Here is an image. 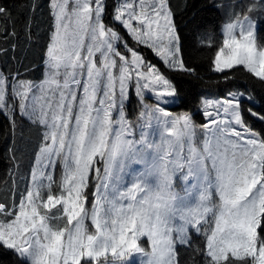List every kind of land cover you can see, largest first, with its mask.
I'll return each mask as SVG.
<instances>
[{
	"label": "snow or ice",
	"instance_id": "obj_1",
	"mask_svg": "<svg viewBox=\"0 0 264 264\" xmlns=\"http://www.w3.org/2000/svg\"><path fill=\"white\" fill-rule=\"evenodd\" d=\"M108 8L50 0L44 78L0 72V112L42 128L28 186L0 202V249L16 264H264V134L248 119L264 124V97L203 98L202 124L169 110L183 97L105 23ZM111 15L168 69L195 75L168 0H118ZM257 33L254 18L230 13L211 65L222 81L264 84Z\"/></svg>",
	"mask_w": 264,
	"mask_h": 264
},
{
	"label": "trees",
	"instance_id": "obj_2",
	"mask_svg": "<svg viewBox=\"0 0 264 264\" xmlns=\"http://www.w3.org/2000/svg\"><path fill=\"white\" fill-rule=\"evenodd\" d=\"M109 8L105 23L114 26L127 43L135 47L146 61L156 65L172 80L183 97L173 109L188 111L202 120L200 102L205 95H224L229 90L249 88L253 95L264 97V84L238 75L234 82H224L211 70L214 53L222 43V26L230 13L249 15L258 23V39L264 34V0H168L177 33L181 39L182 56L195 75L170 70L153 51L137 45L112 20V8L118 0H107ZM231 6V7H230ZM5 9L0 14V70L9 78L39 82L44 78V58L53 28L50 0H0ZM255 130L264 134V124L248 118ZM42 128L19 111L11 118L0 112V202H6L28 186L30 170L38 152ZM200 241L199 237L195 238ZM200 264L203 257H195ZM17 258L0 249V264H16Z\"/></svg>",
	"mask_w": 264,
	"mask_h": 264
},
{
	"label": "rangeland",
	"instance_id": "obj_3",
	"mask_svg": "<svg viewBox=\"0 0 264 264\" xmlns=\"http://www.w3.org/2000/svg\"><path fill=\"white\" fill-rule=\"evenodd\" d=\"M246 15V14H245ZM251 17V16H250ZM121 28H123L119 23H117ZM224 25V24H223ZM223 27V26H222ZM257 27H258V23H257ZM124 29V28H123ZM125 30V29H124ZM125 32L128 34V32L125 30ZM129 35V34H128ZM130 36V35H129ZM131 37V36H130ZM132 38V37H131ZM133 40V39H132ZM125 41V40H124ZM127 42V41H126ZM128 44V43H127ZM118 48H120V50L126 55H130L129 53H127L123 47L121 45H117ZM129 47H132L128 44ZM133 49L136 50L135 47H132ZM154 53V52H153ZM155 55V54H154ZM156 56V55H155ZM157 57V56H156ZM158 58V57H157ZM159 59V58H158ZM97 60H99V57H97ZM0 72H2L0 70ZM225 96L224 95H205L203 98H211V99H216V98H223ZM202 98V99H203ZM154 100V97H151L150 94H147L146 95V102L147 103H152ZM140 110V105L138 103V99L135 97L134 95V90L133 89H130V101L126 102L125 103V111H126V115L128 116V118L130 119H134L135 118V115L138 114ZM169 110H172V111H175L177 113H180L179 111L173 109V108H170ZM200 113H201V110H200ZM201 118L202 120H197L196 118H194V115H193V119L194 121L197 123V124H202L205 122V118L201 115ZM55 211V210H53ZM90 224V222H89ZM91 227V226H90ZM145 244H146V241H145ZM147 246V244H146ZM138 261H139V257H134L133 260L130 262V264H138Z\"/></svg>",
	"mask_w": 264,
	"mask_h": 264
}]
</instances>
